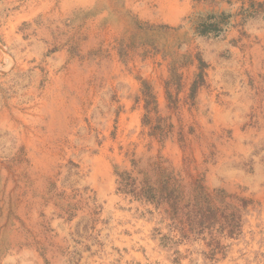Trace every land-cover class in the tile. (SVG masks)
Wrapping results in <instances>:
<instances>
[{
  "label": "rangeland",
  "instance_id": "obj_1",
  "mask_svg": "<svg viewBox=\"0 0 264 264\" xmlns=\"http://www.w3.org/2000/svg\"><path fill=\"white\" fill-rule=\"evenodd\" d=\"M0 264H264V0H0Z\"/></svg>",
  "mask_w": 264,
  "mask_h": 264
},
{
  "label": "trees",
  "instance_id": "obj_2",
  "mask_svg": "<svg viewBox=\"0 0 264 264\" xmlns=\"http://www.w3.org/2000/svg\"><path fill=\"white\" fill-rule=\"evenodd\" d=\"M214 17H212L211 19H213ZM204 28H207L208 30L203 31V33L208 32L211 28H213V24H204L203 25ZM204 66H206L203 62L200 63V73L198 74L195 82L192 85L191 88V98H194L196 95V92L198 91V89L204 85L205 80H204ZM144 96L146 97L147 100V106L146 109L149 110L150 108V102L153 99V96L149 93H144ZM122 181L120 182L121 184V188L123 189V191L128 190V188H135V181H132L130 177H125V176H121ZM135 189H133L131 192H134ZM150 193H153V190L151 188H149V186L146 187V190H144V194L145 196H149ZM206 201L207 206L203 205L202 207L196 206L195 208V212L196 215L195 217L188 216V222L190 223V225H201V226H205V225H209V226H214L216 224H218L221 219L223 221V229H229L230 230V234L233 235L235 234V232L238 230V228L240 227V221L241 218L238 214H231V215H226L225 213H221L220 210L218 209H214L211 207V202L206 198H204ZM203 199V200H204ZM162 201L166 200V202H168L170 204V207L174 210L175 213H177L179 211V203H178V198L175 199L173 198L171 195L168 197L161 198Z\"/></svg>",
  "mask_w": 264,
  "mask_h": 264
}]
</instances>
